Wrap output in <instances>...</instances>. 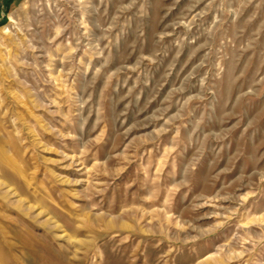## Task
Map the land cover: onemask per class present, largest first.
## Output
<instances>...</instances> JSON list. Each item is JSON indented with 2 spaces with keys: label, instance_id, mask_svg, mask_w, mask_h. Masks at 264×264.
<instances>
[{
  "label": "rangeland",
  "instance_id": "rangeland-1",
  "mask_svg": "<svg viewBox=\"0 0 264 264\" xmlns=\"http://www.w3.org/2000/svg\"><path fill=\"white\" fill-rule=\"evenodd\" d=\"M4 13L0 264H264V0Z\"/></svg>",
  "mask_w": 264,
  "mask_h": 264
},
{
  "label": "crops",
  "instance_id": "crops-1",
  "mask_svg": "<svg viewBox=\"0 0 264 264\" xmlns=\"http://www.w3.org/2000/svg\"><path fill=\"white\" fill-rule=\"evenodd\" d=\"M14 0H0V20L4 18L5 9L11 7Z\"/></svg>",
  "mask_w": 264,
  "mask_h": 264
}]
</instances>
